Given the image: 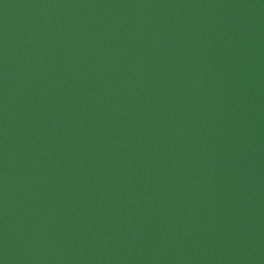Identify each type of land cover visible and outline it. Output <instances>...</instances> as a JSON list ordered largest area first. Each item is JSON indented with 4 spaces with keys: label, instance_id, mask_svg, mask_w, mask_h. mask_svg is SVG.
<instances>
[{
    "label": "water",
    "instance_id": "water-1",
    "mask_svg": "<svg viewBox=\"0 0 264 264\" xmlns=\"http://www.w3.org/2000/svg\"><path fill=\"white\" fill-rule=\"evenodd\" d=\"M0 264H264V0H0Z\"/></svg>",
    "mask_w": 264,
    "mask_h": 264
}]
</instances>
